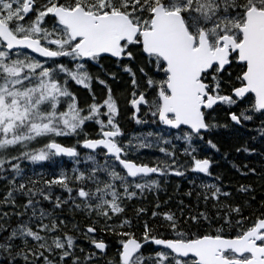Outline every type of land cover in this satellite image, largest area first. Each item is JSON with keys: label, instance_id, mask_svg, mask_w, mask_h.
Returning a JSON list of instances; mask_svg holds the SVG:
<instances>
[{"label": "snow or ice", "instance_id": "6c2138e0", "mask_svg": "<svg viewBox=\"0 0 264 264\" xmlns=\"http://www.w3.org/2000/svg\"><path fill=\"white\" fill-rule=\"evenodd\" d=\"M0 264H264V0H0Z\"/></svg>", "mask_w": 264, "mask_h": 264}, {"label": "trees", "instance_id": "16d2710c", "mask_svg": "<svg viewBox=\"0 0 264 264\" xmlns=\"http://www.w3.org/2000/svg\"><path fill=\"white\" fill-rule=\"evenodd\" d=\"M251 134L252 133H245L246 136L247 135H251ZM221 136L223 137V139H225L227 141L229 139V137L231 136V133L225 132L224 130H221ZM222 151H223V149H222ZM215 158L220 161V165L217 168V171L223 172V173H225V175H227L230 171H234V170H231L230 161H235L237 163L245 161V158L243 156L235 153L234 149L229 152L228 160H224L220 156V154H217ZM258 160H259V158H256V160L252 161V163L255 164L257 167H259V164L257 163ZM64 163H65V166L67 168L70 169L72 167L71 161H68L67 159H64ZM235 175H238V174H235ZM169 179H170V185H163V187L166 189L167 195H173V188L175 187L176 183L180 182V178L172 177V178H169ZM182 186L185 189L187 188L186 183L183 184ZM160 195H161V199L162 200L166 198L165 192H161Z\"/></svg>", "mask_w": 264, "mask_h": 264}, {"label": "rangeland", "instance_id": "374dc122", "mask_svg": "<svg viewBox=\"0 0 264 264\" xmlns=\"http://www.w3.org/2000/svg\"><path fill=\"white\" fill-rule=\"evenodd\" d=\"M141 157L143 156V153L141 152ZM160 154L159 153H157V152H154V151H152V152H150L148 155H146L147 157V159L149 158V157H151V156H159ZM144 157V156H143Z\"/></svg>", "mask_w": 264, "mask_h": 264}]
</instances>
